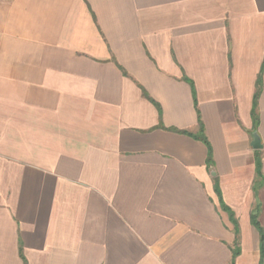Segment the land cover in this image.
<instances>
[{
  "label": "crops",
  "instance_id": "0c3cea01",
  "mask_svg": "<svg viewBox=\"0 0 264 264\" xmlns=\"http://www.w3.org/2000/svg\"><path fill=\"white\" fill-rule=\"evenodd\" d=\"M0 264H264V0H0Z\"/></svg>",
  "mask_w": 264,
  "mask_h": 264
},
{
  "label": "trees",
  "instance_id": "16d2710c",
  "mask_svg": "<svg viewBox=\"0 0 264 264\" xmlns=\"http://www.w3.org/2000/svg\"><path fill=\"white\" fill-rule=\"evenodd\" d=\"M201 131V130H200ZM199 138L202 139L203 141H205V138L202 137L201 135H199ZM252 222L253 224L259 229L260 231V234H261V248H262V243H263V233H262V230L260 229L259 225H258V222L256 220V213H253L252 214Z\"/></svg>",
  "mask_w": 264,
  "mask_h": 264
},
{
  "label": "water",
  "instance_id": "95a60500",
  "mask_svg": "<svg viewBox=\"0 0 264 264\" xmlns=\"http://www.w3.org/2000/svg\"><path fill=\"white\" fill-rule=\"evenodd\" d=\"M257 141V135L254 133V143Z\"/></svg>",
  "mask_w": 264,
  "mask_h": 264
}]
</instances>
